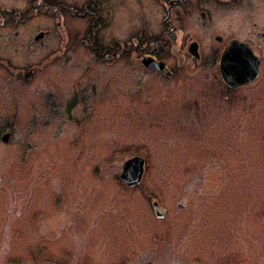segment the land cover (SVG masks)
Segmentation results:
<instances>
[{
	"label": "rangeland",
	"instance_id": "rangeland-1",
	"mask_svg": "<svg viewBox=\"0 0 264 264\" xmlns=\"http://www.w3.org/2000/svg\"><path fill=\"white\" fill-rule=\"evenodd\" d=\"M31 1L0 0V264L9 256L61 264L72 245L77 253L102 236L119 242L127 220L148 226L136 240L156 259L239 251L264 264V75L231 94L203 64L173 78L124 61L93 66L78 46L86 19L67 17L77 63L61 65L57 21L39 10L25 19ZM51 1L80 13L87 2ZM147 3L158 26L159 9ZM127 10L118 12L120 35ZM239 11L220 24L245 31ZM40 30L51 31L45 48L34 43ZM31 68L39 77L27 86L21 72ZM134 157L145 172L130 187L121 175ZM171 224L177 236L164 228ZM164 229L159 243L151 233Z\"/></svg>",
	"mask_w": 264,
	"mask_h": 264
},
{
	"label": "flooded vegetation",
	"instance_id": "flooded-vegetation-1",
	"mask_svg": "<svg viewBox=\"0 0 264 264\" xmlns=\"http://www.w3.org/2000/svg\"><path fill=\"white\" fill-rule=\"evenodd\" d=\"M86 1L79 7L83 13L77 9H73V11L72 8L65 6L64 1H56L55 3L51 0L31 1L33 10L25 19H30L33 16L32 13L39 10L40 12L45 11L50 18L57 21L55 35L60 41L58 52L61 65L77 63L72 55L76 48L69 44L73 35H70L65 29L67 23L64 22H66L67 17L71 20L83 21L86 19L87 29L79 36L78 41L81 39V43L78 46L87 48L88 53L93 55V66L114 60L117 62L124 61L128 63V66L139 68L140 71L153 74L160 73L173 78L179 73H184L185 69L191 66L200 67V64H203V67H207L213 72L210 79H213L214 75V82L219 80L225 90L231 94L252 86L264 75V0ZM147 1L152 2L153 6L156 5V12H158L157 7L159 9V25L155 26L156 28L149 19L150 10L153 14V7L149 6ZM124 5L128 9L124 16L127 20V27L124 30L127 29L128 33L120 35L118 33V12ZM238 9H240L241 23L247 26L244 28L245 31L240 30L239 27L228 25L226 21L220 24L219 18L226 20L229 13L238 11ZM134 17H139L141 21L139 25L134 23ZM249 23L251 25L248 28ZM15 34L19 36L18 32ZM50 34L51 31H38L34 37L35 45L45 48L47 45L44 41L48 39ZM123 36L125 37L123 38ZM234 43L249 48L259 64V72L255 80L237 89H231L225 84L219 69L223 54ZM31 48L32 46H27L28 50ZM38 68L43 70L45 65ZM21 73L24 74L27 86L34 85L39 77L34 68ZM38 83L41 84L40 81ZM36 92L38 96H46L47 91L41 86H36ZM129 222L128 220L123 222L125 223L124 228H126L125 237L120 236L119 242H113L110 240V236H102L101 243L97 241L86 242L81 247L83 252L77 253L75 249L79 247L72 245L67 247L71 251L64 254L61 264H253L247 262L245 254L239 251H215L211 254L207 253V256H199L200 254L191 252L181 254L179 251H174L168 260L162 257L156 259L155 256H149L148 251L139 250L143 247L138 245L140 243L136 240L142 239L141 235L136 236V233L148 232V226L139 225L138 222L128 225ZM86 227L82 226L83 229ZM97 227L99 228V226ZM110 228L115 227L111 226ZM164 228H169V232L177 236L178 231L171 229L176 228L175 225L171 224ZM150 229L152 228L150 227ZM165 229L164 232L153 230L151 233L153 239L161 234L156 240L162 243L166 234ZM124 238L130 241L126 244L120 243ZM17 260V258L9 256L4 259V263L20 264L21 262ZM41 264L60 263L45 261Z\"/></svg>",
	"mask_w": 264,
	"mask_h": 264
},
{
	"label": "water",
	"instance_id": "water-1",
	"mask_svg": "<svg viewBox=\"0 0 264 264\" xmlns=\"http://www.w3.org/2000/svg\"><path fill=\"white\" fill-rule=\"evenodd\" d=\"M219 69L225 84L231 89H237L255 80L259 64L249 48L234 43L223 54ZM7 139L8 136H5L4 141ZM144 172L145 160L142 157H134L124 163L121 178L126 185L134 187L141 183ZM155 208L159 215L163 216L165 210L160 209L158 204H155Z\"/></svg>",
	"mask_w": 264,
	"mask_h": 264
}]
</instances>
